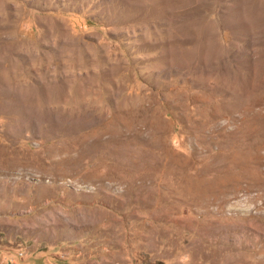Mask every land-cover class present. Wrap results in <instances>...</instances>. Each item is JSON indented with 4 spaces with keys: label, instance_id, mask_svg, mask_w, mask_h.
Returning <instances> with one entry per match:
<instances>
[{
    "label": "rangeland",
    "instance_id": "1",
    "mask_svg": "<svg viewBox=\"0 0 264 264\" xmlns=\"http://www.w3.org/2000/svg\"><path fill=\"white\" fill-rule=\"evenodd\" d=\"M0 264H264V0H0Z\"/></svg>",
    "mask_w": 264,
    "mask_h": 264
}]
</instances>
